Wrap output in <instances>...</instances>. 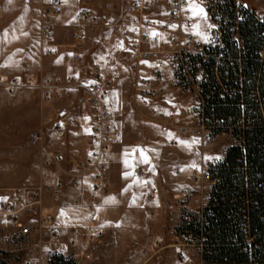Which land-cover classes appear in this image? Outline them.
<instances>
[{
    "label": "rangeland",
    "instance_id": "1",
    "mask_svg": "<svg viewBox=\"0 0 264 264\" xmlns=\"http://www.w3.org/2000/svg\"><path fill=\"white\" fill-rule=\"evenodd\" d=\"M106 1H104V4L111 5L110 2L115 3L116 0ZM64 2L67 7L63 15L54 16L52 15L54 0H0V76L8 79L27 74H43L53 77L61 75L65 77L67 74H63L61 69L66 65L76 66L77 68L79 66L83 69L85 63L95 61L100 64L99 61L102 60L104 66L100 65L104 69L106 77L113 84L114 94L111 98L115 106L114 123L117 125L116 137L118 142L114 146L107 171L110 188L106 192L102 191L98 194H108L109 192L113 193L121 190L118 187V181L123 176L122 173L132 170L131 166H133L134 161L137 167L142 166L146 172L149 169V173H151L144 179L138 178L140 182L136 183L145 198L143 199L142 216L140 215L144 223L142 226H138L139 235L132 239L138 245L132 243L128 250H125L128 251L127 253L130 256L128 254L127 256L126 254L121 256L124 249L120 248L121 253L116 249V257L120 258L116 264H204L200 260L201 248L187 245L183 240V236L179 234L178 227L183 216L188 214L191 195L195 193L193 190L194 184H196V172L201 171L208 164L206 161L203 162V155L211 159L218 156L216 145L226 142L220 138L216 142H210L192 132L183 134L181 132L182 127L193 128V117L190 124L177 123L176 121L167 123L168 121H161L160 119L159 124L161 126L179 128L181 134L178 130H174L169 139H163V148L160 147L158 150L154 148L155 151H158L154 156L160 158V163L153 170L148 162H144V158L147 156L138 153V150L134 151V149L143 144V139L148 137L149 133L152 137L157 135L159 140V137H161L160 129L167 131V128L157 125V130L155 124L141 119L140 115L149 111L141 103L140 105L137 104V96L143 99L144 102L154 98H145L142 95L140 88L136 85V77L135 83L131 82V79H133L131 70L134 65L127 51L123 48V40L124 47L127 43L124 36L126 29L122 30L120 26L113 25L108 16L115 14V12L118 15L124 11L129 0H118L114 5L115 10L112 8V11L107 12L108 15H106L107 13L103 14L106 15L105 22L91 24L89 21L83 26L84 35L78 49H76L81 57L79 64H74L72 60H70L71 63L64 61L62 55L64 48L61 45L69 44L78 28L82 27L78 20V12L85 7V3L83 6H81V3H91V8L89 7V13L91 14L100 3V0L58 1L61 6ZM118 3L121 5H118ZM195 3L203 7L199 0H195ZM256 9L260 17L264 19V0L258 1ZM193 19L194 25L199 23L201 31L206 34L209 18L207 21L199 17H193ZM99 36L107 38L105 45H99ZM46 45H52V48L47 49ZM144 64L162 71L161 85L164 86L166 92L167 89H176L172 85L174 79L167 61L158 64L155 58L152 57ZM159 74L162 77V74ZM184 94L190 96V94ZM161 96L156 99L161 98ZM161 100L164 101L160 104V108L170 106V99L164 96L157 101L160 102ZM183 101L187 102V99ZM60 103H48L32 90H19L12 94L0 87L1 197L11 196L15 191L19 195L24 193H30L31 195L41 185L44 171L40 154L41 146L50 150H59L63 153L64 161L62 163L65 173L71 170V160H83L88 157V152L76 147L75 143L76 140L87 134L84 130L74 128V126L66 129L63 134L56 133L50 115H53L54 107ZM151 130L157 131V134L151 132ZM36 135L41 136V142H34V136ZM79 136L80 138H78ZM67 137L69 143L67 142L66 146ZM227 141L230 142L229 139ZM200 144L215 145L210 147V151L204 150L205 153L202 154L199 148ZM127 146L130 150L129 153H127ZM141 149L142 146L139 150ZM136 155L140 158L139 160L133 159ZM126 160L127 164L125 163ZM147 161H149L148 157ZM56 170L58 168H53L52 172ZM177 170L183 174L180 175L181 177L177 176ZM65 173H63V176L68 180ZM137 177L136 175L135 178L137 179ZM155 182L157 188L152 186ZM200 184H203V182L201 181ZM71 185L74 184L69 179L61 194L43 195V205L45 206L46 202L53 205L58 203L64 197L62 194ZM83 186L87 188L88 196L95 193L93 190L94 183L89 178L87 181L84 179ZM153 193H155L154 196ZM87 202L90 206L91 203ZM74 204L73 200H67V210L70 211ZM108 252L107 249L101 250L96 257V262L90 263L106 264L103 263L102 258ZM119 253L121 257L118 256Z\"/></svg>",
    "mask_w": 264,
    "mask_h": 264
},
{
    "label": "built area",
    "instance_id": "2",
    "mask_svg": "<svg viewBox=\"0 0 264 264\" xmlns=\"http://www.w3.org/2000/svg\"><path fill=\"white\" fill-rule=\"evenodd\" d=\"M54 0L52 15L60 16L63 7ZM229 0H199L206 10L210 24L215 28H208L207 35L211 42H205L194 30V22L191 11L188 9L186 0H132L128 8L120 16L112 14L110 20L113 24L122 20L128 21L129 26L125 30L128 40L131 60L136 68L150 58H155L158 64L168 61L176 79L178 87L193 100V128H181L183 134L194 133L210 142H216L221 137H228L231 145H239L241 141L232 135V129L226 131L217 122L212 124L206 117V97L203 93L205 71L203 63L218 54V64L223 58L226 49L224 33H230L231 41L237 47L240 54H243L244 41L238 31V26L248 16L254 17L261 24L264 19L258 12L247 4L234 0V8H230ZM91 3L85 2L84 8L79 13V19L92 21L93 16L89 13ZM244 5H247L244 7ZM91 8V7H90ZM102 14L112 11V6L104 4L103 0L96 6ZM233 10L235 21L232 22L227 9ZM105 17L102 16V20ZM153 32L159 33L155 37ZM164 32H169V39L166 40ZM82 27L73 35L69 44L61 45L64 48V61H80V53L76 51L83 37ZM150 46H153L151 48ZM47 49L52 45H46ZM71 51V52H69ZM74 53V54H73ZM263 56V55H262ZM0 87L14 94L19 90H32L49 103L61 102L54 108L52 121L57 134L71 127L75 117L77 104L75 100L86 107V119L83 125H88L93 148L87 158L83 160H71V170L64 171V155L59 150H50L41 146V158L43 164L42 183L31 193L29 198L15 196L0 199V264H16L28 252H37L47 259L50 264L61 254V238L58 227L55 224V217L46 211L43 205V195L61 194L69 179L77 188L83 187L84 179L91 177L94 180L93 190L95 193L106 192L110 188V181L107 176L108 166L116 141L115 129V106L111 98L113 90L112 82L106 77L101 66L95 62L85 63L80 76L63 78L60 76L47 75H18L10 79L0 76ZM142 95L145 98H157L163 95L166 90L160 87H141ZM73 94L72 102L63 103ZM161 116L168 117L165 110ZM62 125V126H61ZM41 142V136H34V142ZM216 164H206L196 172V182L206 178L209 170ZM53 168H58L52 172ZM141 172V170H139ZM65 173L68 180L63 176ZM94 198V197H93ZM92 198V199H93ZM85 197L81 194L78 197L77 205L84 207ZM97 221L90 218L88 223L82 227L75 228V235L82 233L86 240V246L80 252V256L68 258L77 260L92 259L99 251L103 241L95 234ZM184 242L192 247L201 248L197 238L184 236ZM64 257V256H63Z\"/></svg>",
    "mask_w": 264,
    "mask_h": 264
},
{
    "label": "trees",
    "instance_id": "3",
    "mask_svg": "<svg viewBox=\"0 0 264 264\" xmlns=\"http://www.w3.org/2000/svg\"><path fill=\"white\" fill-rule=\"evenodd\" d=\"M234 8V0H229ZM232 22L234 9H227ZM244 41L240 54L224 33L226 49L203 63L205 114L241 144L231 145L223 161L213 166L207 206L187 214L179 234L203 245L204 264H264V24L252 16L238 26ZM263 55V56H262ZM50 264H76L63 256Z\"/></svg>",
    "mask_w": 264,
    "mask_h": 264
},
{
    "label": "crops",
    "instance_id": "4",
    "mask_svg": "<svg viewBox=\"0 0 264 264\" xmlns=\"http://www.w3.org/2000/svg\"><path fill=\"white\" fill-rule=\"evenodd\" d=\"M104 1H106V0H103V2ZM131 1L132 0H129V2L126 6V9L128 8ZM238 1L243 3V4H247L248 6L252 7L254 10H256L258 12V10L256 9V6L258 5L259 0L258 1L257 0H248V1L238 0ZM117 2H118V0L115 1V3H117ZM84 3L85 2H82L81 6H83ZM115 3L110 2L113 9L115 8V6H114ZM167 3H169V0H167ZM118 5H121V4L118 3ZM62 6H63V13H64L67 5L64 2V3H62ZM125 10L122 11L118 15L115 12L114 15L120 16L123 12H125ZM63 13H62V15H63ZM79 13H80V11L78 12V14ZM108 14L109 13H107L106 15H108ZM91 15L93 16V19L95 20L94 22L89 20L91 24L105 22V20H102V16L106 17V15H103L100 11H98L97 8L94 9V12H91ZM258 15H259V12H258ZM108 16L110 17V15H108ZM208 18H209V16H208ZM78 20L80 22V26H82V29L84 28L83 26L89 22V21H83L82 22L80 19H78ZM193 22H194V19H193ZM209 24H210V19H209ZM113 25L120 26V28H122V30H125L128 28L129 23H128V21L126 22V20H122L120 23L113 24ZM207 31H208V28L206 30V34H207ZM83 34H84V30H83ZM124 36H125L127 43L125 44V47H124V40H123V48H124V50L127 51V54L131 60L130 48H129L128 40H127L126 35H125V31H124ZM164 37L166 40H168L169 39L168 38L169 32H164ZM98 39H99V45H105L107 43V38H105L104 36H99ZM150 47L153 48V46H150ZM68 62L71 63V61H68ZM72 62L74 64H76V63L79 64V62H74V61H72ZM93 62H95V61H93ZM99 62H100V64L103 65L102 60H100ZM95 63L99 64L98 62H95ZM132 63L134 65L133 69L131 70V74L133 76V79H131L132 83H135L134 81H135V77H136V81L138 82V83L136 82V85H138L139 88H141V87L164 88V86L161 85L162 79H163V73L161 70H159L158 68L153 69L151 66L148 65L149 63L145 65L144 64L145 62H143L137 68H136L133 61H132ZM61 71L63 72V74H67V76H65V77L60 75V77H63V78H68V77H72V76H80L82 73L81 67L78 66V68H77L76 66H71V65H66L65 67H63L61 69ZM103 71H104V69H103ZM171 71H172V69H171ZM70 72L72 75L70 74ZM159 73L162 74V77H160ZM55 76H57V75H55ZM172 76L174 79V82L172 85L176 89L175 90L167 89V92H165L163 94V96H161V98H163L165 96L166 98L170 99L169 100L170 106H167V107L163 106L162 108H160L159 106L162 103V101H164V100H161L160 102H158L157 100L161 99V98H158V99L154 98V99H151V100L145 101V102L139 96H137V98H136L137 104L140 105V103H141L145 107V109L147 111H149L148 113H143L142 115H140L141 119L146 121V122L155 124V126H156L155 129H157V130H158L157 125H159L162 128L163 127L165 128V126H161L159 124L160 119H161V121H163V120H165L166 122L168 121L167 123H170L171 121H174V122L176 121L177 123L182 122L185 124H190L192 122V117H193L192 116V110H193L192 98L190 96L185 95L184 92L178 87V85L176 83L175 76L173 74V71H172ZM139 82H140V86H139ZM113 94H114V90H112L111 97L113 96ZM74 98H75V94H73L71 97H69V99H65L66 102L64 101V103L67 104L69 102H72L74 100ZM184 99H187V102L186 101L184 102L183 101ZM188 99H189V102H188ZM75 102L78 106V109L76 110V114H75V117L73 118V122H72L73 125L71 127L75 126L74 128H78V129L80 128V130H82V131L84 130L87 134L85 136H82L81 138L79 136L78 138H80V139L76 140V141L74 140V141L76 143V147H78L79 149H82V150L83 149L86 150L88 152V155H89L92 148H93L91 138H90V129H89L88 125L82 124V121L86 119V115L88 112H87L86 107L83 106L79 100H77V101L75 100ZM162 110H165L167 112L168 117H164V116L160 115ZM51 117L52 116L50 115V119H51ZM114 120H115V118H114ZM71 127H68V128H71ZM166 128H167V131L166 130L164 131V130L159 128L160 129L159 133L161 136V137H159V140H161V141L158 140L157 135H155V137L154 136L152 137L151 133H149L150 136L148 135V137H145V139H143V141H142L143 144L138 146V148L136 149V150H138V153H142L139 150V148L142 146L141 150H143V154L148 157V159H149L148 164L153 170L155 169V167L159 166V163H160V160H159L160 158L154 156V154H156V152H158L157 150L160 147L163 148V146H162L163 139H169V137H171L173 135L172 133L174 132V130H178V132L181 134V132L179 131L180 130L179 128L175 129V128H172L170 126L169 127L166 126ZM115 129H117L116 123H115ZM152 131H153V133L157 134V131L151 130V132ZM69 138H70V134H69ZM220 139H224V142H226L223 144L216 145L217 150H218L217 152L219 153L218 157H220L221 159H219V160L211 159V158L203 155V158H202L204 160L203 162L206 161L207 163H210V164H217V163L224 160L226 152H227L228 148L231 146V143L229 141H227L229 139L228 137H221ZM68 140L69 139L67 137V141L65 142L66 146H67V142L69 143ZM117 142L118 141L116 138L114 146H116ZM214 145L215 144H213V145H209V144L201 145L200 144L199 148L201 149L202 154H204L205 151H210L209 150L210 147L211 146L213 147ZM154 148H156L157 150L155 151ZM129 151L130 150H128V146H127V153H129ZM133 155H135V154H133ZM137 155H136V157H133L134 160H135V158H136V160L140 159ZM215 157H217V156H215ZM136 167L137 166H136V163L134 161L133 166H131L132 170L130 172H127L128 175L125 176L126 173H122L123 176L118 181V184H119L118 187L121 190H118V192H113V193L109 192L108 194L94 193L93 195L88 196L87 188H84V186L82 188H77L74 185H71L63 193L64 195L62 194V196H64V197H62L59 200V202L57 201L58 203H54V205H53L52 203L46 202V205H45L46 211H49L55 217V224L58 227V232H59V235L61 238V245H60L61 254L65 258H73V257L78 258L80 256V252L86 246V240L83 237L81 232L78 236L75 235V228L77 226L84 227L88 223L90 218H94L97 221L98 224H97V228L95 230V234L99 236V238L103 241V243L99 247V251L95 254V256L92 259H90V260L83 259V260H80L79 262L77 260L76 264H89L90 262H93V261L96 262V259H97L96 257L99 255L101 250L103 251L104 249L109 250V252L107 253V255L104 258L101 257L103 263L116 264L120 259V258L116 257V249H118L120 251L121 250L120 248H123L124 252L121 253V251H120L121 256L123 254H126V256H127L128 251H125V250H128V248L132 245V243L134 245H138V243L136 241L133 242L132 239L136 238L139 235V231H138L139 227L138 226H142L144 223L143 219H142V217H140V215L142 216V210H143L142 206H143V201H144L143 199H145V198L139 189V185H136V183L140 182L138 180V178L144 179L146 176H149V174L151 175V173H149L148 168H147L148 170L146 172L144 167H142V166H139L137 168ZM139 170H141V172H139ZM176 173H177V176L183 175L181 173V171H178V170L176 171ZM136 175L138 176L137 179L135 178ZM88 178L92 183H94L93 178L87 177L85 180L87 181ZM202 182H203V184H200V182H198V183L196 182V184H194L195 186L193 185L194 186L193 191L195 193H193L191 195L188 214H193V215L198 214L203 210L204 207L207 206V203L209 200V194H210L211 188L213 186V182L210 181L208 178V173L206 174V178ZM113 184H115V183L113 182ZM152 186L157 188L156 182ZM81 194L86 199V204L84 207H79L77 205L78 197ZM154 194L155 193H153V196H154ZM7 195H9V194H7ZM1 196L2 195L0 194V199H6V198H10V197H15V196H23L25 198H29L30 193L29 194L24 193V194L19 195L15 191L11 196H7V197H1ZM67 200H71V201L73 200L75 202L73 207L70 208V211L67 210V208H68L66 206ZM46 201H48V199H46ZM87 201H89L91 203L90 206H89V203ZM120 253L118 254V256H120ZM114 255H115V257H114ZM200 260L203 263L201 253H200ZM16 264H47V259L44 256H40L37 252L31 251V252H28L25 256H23Z\"/></svg>",
    "mask_w": 264,
    "mask_h": 264
},
{
    "label": "snow or ice",
    "instance_id": "5",
    "mask_svg": "<svg viewBox=\"0 0 264 264\" xmlns=\"http://www.w3.org/2000/svg\"><path fill=\"white\" fill-rule=\"evenodd\" d=\"M186 2L188 3V9L191 11L192 16L193 17H199L204 21H207L208 16H207V12L206 10L201 7L199 4L195 3V0H186ZM247 5H244V7H246ZM194 30L196 31V33L198 35H200L202 37V39L207 43V42H211V38L209 37V35L205 34L204 32L201 31V25L198 23L196 25L193 26ZM207 27L209 29L211 28H215L216 26L213 24H208ZM152 35L155 37L156 35H159V33L153 32ZM62 126V125H61ZM195 143V141H193ZM134 151H136V149H134ZM143 154V150H140ZM212 159H221L220 157H212ZM144 162L147 163V157L144 158ZM125 163L127 164V160L125 161ZM128 174L126 173L125 176H127Z\"/></svg>",
    "mask_w": 264,
    "mask_h": 264
}]
</instances>
